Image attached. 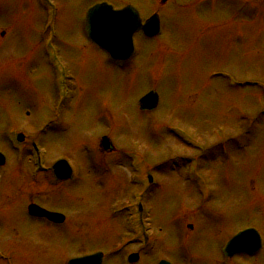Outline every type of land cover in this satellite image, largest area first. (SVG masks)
I'll list each match as a JSON object with an SVG mask.
<instances>
[{
	"label": "rangeland",
	"instance_id": "374dc122",
	"mask_svg": "<svg viewBox=\"0 0 264 264\" xmlns=\"http://www.w3.org/2000/svg\"><path fill=\"white\" fill-rule=\"evenodd\" d=\"M98 2L129 5L143 19L159 15V36L134 38L130 69L110 66L87 38L86 13ZM64 73L67 135H48L43 148L78 171L58 203L71 220L69 242L62 249L22 227L16 248L0 234L11 264L106 253L121 227L110 210L140 188L126 181L135 171L122 163L127 158L142 159L137 176L148 170L155 181L143 192L153 242L145 264H264V0H0V125L33 133L27 113L37 123L52 112ZM150 90L158 106L142 112L137 103ZM103 135L116 168L100 176L99 188L98 175L84 169L100 159ZM187 136L197 149L182 142ZM246 228L260 234V252L226 259L224 245Z\"/></svg>",
	"mask_w": 264,
	"mask_h": 264
},
{
	"label": "flooded vegetation",
	"instance_id": "af4514ba",
	"mask_svg": "<svg viewBox=\"0 0 264 264\" xmlns=\"http://www.w3.org/2000/svg\"><path fill=\"white\" fill-rule=\"evenodd\" d=\"M137 38L144 39L140 34L135 35V41ZM98 51L103 52L100 49ZM109 60L111 62L110 66L115 69H127V67L130 69L129 63L132 62L130 59ZM109 68L111 71L114 70L111 67ZM53 89L52 112L49 108L48 115L46 117L42 115L43 120L37 123H33L32 115L29 116L27 113V120L29 121L27 126L31 129L32 124L37 126L33 133H27L22 128L19 129L22 125H0V142L3 144L0 153L4 157V163L0 166V186H2L0 187V198L6 194L0 200V234L4 239L17 240L16 248L20 241V228L22 227L27 228L34 236L38 237L40 235L42 237L43 235L42 238L38 237L43 242H57L58 246L62 245V249L63 247L67 249L69 242V228L72 227L70 225L71 220L68 212L59 211L60 204L58 203L64 202L63 197L66 198L67 193H69L66 191L65 185L74 181L78 171L65 158L49 159L43 148L48 135L54 134L56 138H63L67 135V126L64 125L62 116L64 103L58 108L57 98L59 96L55 94L57 92L55 87ZM19 135H21V140H18ZM104 136L106 135L101 136V138ZM101 138L95 144V150L100 155V159L91 163L88 169H84L87 174L98 175L93 178V181L99 188H103V177L100 176H104L107 171H111L116 164V157H109L114 149L113 144L110 142L109 148L105 150L102 148ZM60 161H66L67 166L71 168V175L67 172H58L60 175L58 177L54 173L52 167ZM80 162L82 163V161ZM122 163H125L128 169L133 167L129 158L123 159ZM5 170L9 172L2 174V171ZM145 174L146 172L142 171L139 175L141 178L140 185L142 186L138 189L142 192L147 191L142 182ZM131 175L138 174L132 170V173L126 179L130 184L133 180ZM36 187L38 189H34ZM53 189L64 191V195L58 196L60 193L52 194ZM13 195L18 196V198L12 199ZM122 206L119 207L120 209L114 207L109 212L108 219L110 217L114 221L117 218L121 219V227H114L117 231H120L114 243L108 250L104 247L106 253L98 249L85 255L100 254V264H109L110 261L112 264H145L150 250L148 245L145 244L143 236H140V238L135 236L136 233H133L135 232L133 226L136 223L132 218L133 211L127 208L126 205ZM137 207L140 210V220L146 225L148 223V217L145 218V215H148L146 204H140ZM101 218L103 221L104 216ZM66 236L67 238L64 239ZM7 256L0 250V264H11V258ZM129 257L133 262L129 261Z\"/></svg>",
	"mask_w": 264,
	"mask_h": 264
},
{
	"label": "water",
	"instance_id": "95a60500",
	"mask_svg": "<svg viewBox=\"0 0 264 264\" xmlns=\"http://www.w3.org/2000/svg\"><path fill=\"white\" fill-rule=\"evenodd\" d=\"M159 19L157 15L150 17L143 25L138 12L131 6L121 10H114L106 3L97 4L86 14L85 29L88 38L96 45L107 50L115 59H127L133 53L132 36L141 31L146 37H154L159 33ZM158 96L150 92L139 100L141 109L151 110L156 107ZM102 144L107 148V140ZM4 163L0 155V165ZM260 248V239L254 230L238 233L227 244L225 254L232 257L235 254H253ZM95 257L72 260L69 264H95ZM160 264H168L161 262Z\"/></svg>",
	"mask_w": 264,
	"mask_h": 264
}]
</instances>
